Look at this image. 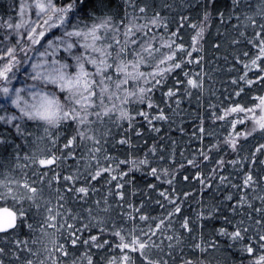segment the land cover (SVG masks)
<instances>
[{"label":"snow or ice","instance_id":"6c2138e0","mask_svg":"<svg viewBox=\"0 0 264 264\" xmlns=\"http://www.w3.org/2000/svg\"><path fill=\"white\" fill-rule=\"evenodd\" d=\"M120 4L19 0L15 17H0V202L14 209L0 215V264H229L220 239L247 264H264V0L254 9L251 0H180L198 9L191 23L163 14L173 8L164 0ZM213 21L225 28L215 43L206 36ZM202 42L231 57L229 99H238L209 105L213 130L198 113L193 136L209 141L187 159L195 175L182 183L195 180L209 196L193 217L183 209L192 193L175 187L186 166L160 133L183 120L185 97L203 94ZM253 90L248 107L239 98ZM138 118L160 136L151 146L135 142L144 137ZM215 122L227 125L222 135ZM136 173L169 188L148 182L145 191Z\"/></svg>","mask_w":264,"mask_h":264},{"label":"trees","instance_id":"16d2710c","mask_svg":"<svg viewBox=\"0 0 264 264\" xmlns=\"http://www.w3.org/2000/svg\"><path fill=\"white\" fill-rule=\"evenodd\" d=\"M19 3V0H0V17H3L4 19H7L9 16L15 17L16 16V9L13 7H10V3ZM164 2L172 4V9L163 10V14L174 16L176 20H179L180 15H186L190 16V23L195 22L198 19L197 8H187L182 9L180 7V0H164ZM231 0H219V6L224 7L226 5H230ZM257 0H251V3L253 5V9L255 6V3ZM111 3L113 5L121 7L120 0H111ZM161 6V0H156V7ZM231 23H236L235 19ZM175 27V25H173ZM219 29V32L223 33L225 32V28L221 25H219L217 22L213 21L210 25V31L209 33H206V36L208 38V41L211 43H215L216 37H217V30ZM185 40L190 44L191 42V35L193 34L191 32V29L185 27L183 29ZM249 34L250 31H249ZM204 43V42H202ZM211 43H204V47L206 49L205 52L201 53L205 59L203 63L201 64V68L203 69V75H204V91L201 96L199 92H195L193 97L189 100L187 97L184 99V103L181 106V109L183 113H185L183 120L180 118H176L174 124L164 123L162 125V132L160 133V136L164 137L163 143L167 145L168 151L171 152L173 147L175 148V157L176 160L180 163H184L186 166L185 171H180L178 173V182L176 183L175 187L177 188H183L186 191H190L192 193V199H189L183 203V209L185 214L191 215L194 217V212L199 209V205L197 201H199L202 197L207 200L209 193L206 190L205 192L200 191V185L195 181L191 180L188 184H183V176L185 174H188L190 176L195 175V170L192 169L190 166L187 165V159L191 158L194 152L199 151V149L204 146L205 148L208 145L209 138L205 136L203 145L201 144L200 140L193 136L194 131H198V126L200 124V120L198 118V113L203 114L205 117V127L208 130H213L214 121L211 118V112L209 110L210 104H216L218 107L220 105L223 106H229L231 104L232 100L238 99L233 94L231 97V100L229 99V93H234V86L231 84V78L233 75H235V72L229 73L228 69L230 66L231 57H229V62H226L223 59V56L225 54V48L222 47L221 51L219 53H214L211 47ZM221 43L225 46L227 45V41L223 38L221 39ZM216 56H219V59H216ZM195 64V59L193 60V65ZM193 65L188 66V70L191 72H200L201 68H196ZM27 67V66H25ZM13 83H16L15 81ZM171 83V82H170ZM256 90H253L251 93H247L243 95L241 98H239L241 101L247 104L248 107H252L253 105L251 103H248L249 100H251L252 96L256 95ZM258 94L264 95V91L259 92ZM160 92L158 91L156 93L157 99L160 98ZM200 97V104L197 103V97ZM202 105V106H201ZM162 107H166L165 105H162ZM145 110H147L145 106ZM258 111L256 112L257 115ZM234 118V117H233ZM139 124H144V137H142L140 140L135 141L138 145L143 148L144 141L147 140L148 146H151L152 139L155 138L157 140L160 139V136H157L155 133H152L148 130L147 125L143 122L142 118H138V126ZM157 126H161V124L157 123ZM251 124L249 123V127ZM183 127L184 132L182 133L179 131V129ZM227 125L223 122H215V128L214 130L217 133H222V128H226ZM2 131V129H0ZM113 131L115 129L113 128ZM13 139H16L18 142V138L12 136ZM133 138L135 139V134L133 133ZM175 140L176 144L175 146L172 145V141ZM215 142V141H213ZM181 152L184 153L183 156H181ZM141 156L143 155V151L139 153ZM166 155L168 153H165ZM5 157L8 155V150L6 149L3 153ZM215 159V157H214ZM74 164V162H72ZM2 167V166H0ZM212 167L211 164H208L207 167L204 168V171L207 172ZM30 175V173H29ZM138 187L141 189H144L147 191V189L144 188V185L148 182L159 184L160 187L157 191H164L169 188L167 184H163L161 181H156L153 177L150 176H144L140 173L135 174ZM97 188H100V184L96 185ZM106 191V189H104ZM230 191H235L234 189H230ZM251 192V190H248ZM151 196L153 198H159L157 196V192H151ZM129 200H132V196L129 193L128 197ZM96 199V197H93V200ZM140 195H137L136 203L139 204ZM181 199L183 200V196L181 194ZM166 203V202H165ZM259 204V201L256 202ZM87 207V205H85ZM94 206V205H93ZM0 207H9L12 209V205L10 202H0ZM14 210V209H13ZM160 210L157 208L155 209V212H159ZM119 212V209L114 210V215ZM227 214V213H226ZM213 224L216 226H219L222 224L221 220L213 221ZM129 226H131L129 224ZM179 227V225H177ZM231 230V229H230ZM2 237V236H0ZM23 238V237H22ZM222 245V252L228 254V261L229 264H231V260H237V261H244V264H247V255L242 256L240 252L236 251L233 248H229L227 245L229 244V241L226 239H220L219 241ZM58 254V253H57ZM199 255V254H198ZM99 259V257H96ZM206 259H212L210 254H206L204 256ZM7 259V258H5ZM214 264V260H213Z\"/></svg>","mask_w":264,"mask_h":264},{"label":"rangeland","instance_id":"374dc122","mask_svg":"<svg viewBox=\"0 0 264 264\" xmlns=\"http://www.w3.org/2000/svg\"><path fill=\"white\" fill-rule=\"evenodd\" d=\"M15 84V83H14ZM0 102H2V101H0ZM258 111V113H257V115H259V110H257ZM8 202H10L11 203V201H8ZM12 205V204H11ZM12 209H13V207H12ZM2 241H3V237H0V243H2ZM35 247V246H34ZM43 255H46V254H42L41 255V258H43ZM57 255H59V254H57Z\"/></svg>","mask_w":264,"mask_h":264},{"label":"water","instance_id":"95a60500","mask_svg":"<svg viewBox=\"0 0 264 264\" xmlns=\"http://www.w3.org/2000/svg\"><path fill=\"white\" fill-rule=\"evenodd\" d=\"M7 208L9 211H13V209L9 208V207H0V215L3 214V210Z\"/></svg>","mask_w":264,"mask_h":264}]
</instances>
